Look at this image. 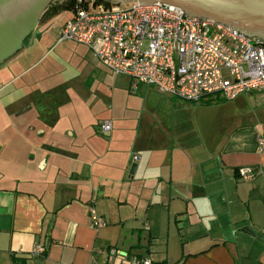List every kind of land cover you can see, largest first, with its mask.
Listing matches in <instances>:
<instances>
[{
  "label": "crops",
  "instance_id": "1",
  "mask_svg": "<svg viewBox=\"0 0 264 264\" xmlns=\"http://www.w3.org/2000/svg\"><path fill=\"white\" fill-rule=\"evenodd\" d=\"M11 61L0 65V90L10 86L0 98V264H130L132 256L155 264H264L260 92L231 100L238 112L227 135L204 137L192 104L224 101L219 95L197 104L142 84L132 91V80L119 75L129 93L139 92L144 105L154 96L171 118L95 113L87 130L92 82L87 96H76L79 113L56 112L50 104L64 107L66 96L49 97L41 77L17 83L28 67ZM102 119L111 121L110 132L100 131ZM245 166L254 169L249 180L238 174ZM90 208L105 225H91ZM38 245L43 252L32 253Z\"/></svg>",
  "mask_w": 264,
  "mask_h": 264
},
{
  "label": "built area",
  "instance_id": "2",
  "mask_svg": "<svg viewBox=\"0 0 264 264\" xmlns=\"http://www.w3.org/2000/svg\"><path fill=\"white\" fill-rule=\"evenodd\" d=\"M63 1L66 0L56 3ZM69 11L57 41L85 46L110 73L129 77L132 91L142 84L194 103L209 95H219L224 101L255 91L264 96L261 38L158 1L118 4L76 0ZM99 129L102 133L110 132L111 121L100 120ZM256 142L258 151H264V134L258 135ZM238 174L249 180L254 169L241 167ZM89 214L93 227L106 224L94 208L89 209ZM43 250L38 245L32 253L40 254ZM130 264L155 263L149 258L132 256Z\"/></svg>",
  "mask_w": 264,
  "mask_h": 264
},
{
  "label": "rangeland",
  "instance_id": "3",
  "mask_svg": "<svg viewBox=\"0 0 264 264\" xmlns=\"http://www.w3.org/2000/svg\"><path fill=\"white\" fill-rule=\"evenodd\" d=\"M55 3L56 0H52L49 4ZM69 14L70 11L62 10L43 24L39 23L37 30L24 41L23 55L19 59L10 60L11 63L19 62L22 67H28L17 83L25 80L36 81L41 77L42 84L38 83V87L46 88L49 97L56 101L64 96L67 98L65 108L62 106L64 103L60 104L59 102L58 105L54 104V107L53 104H50L52 105L50 107L54 108L56 112L73 114L81 111V107L76 106V96H87V89L92 82L91 117L85 114L82 117L84 122L81 121L87 130L92 129L91 119L95 113L107 117L112 112L121 114L124 111L127 116L146 112L145 116H147L149 112L156 111L160 113L161 121L170 119V108L167 105L156 102L157 98L154 96L149 97L144 105L139 92L137 94L129 93V80L126 77L114 76L83 45L71 41H57L60 26L69 17ZM6 61L5 63H9V60ZM9 89L10 86L7 85L6 89L0 90V98L5 97ZM255 94L257 99L263 103L264 97L261 96V93ZM12 100H16V97ZM68 101L73 102L66 106ZM3 104L5 105V103ZM192 106L191 109L195 110L194 117L202 136L211 134L216 136L222 133L227 135L234 127V124L232 125L233 116L238 112V106L234 101L203 102L198 105L192 104ZM2 107L5 108V106ZM185 112L188 114V111Z\"/></svg>",
  "mask_w": 264,
  "mask_h": 264
},
{
  "label": "water",
  "instance_id": "4",
  "mask_svg": "<svg viewBox=\"0 0 264 264\" xmlns=\"http://www.w3.org/2000/svg\"><path fill=\"white\" fill-rule=\"evenodd\" d=\"M52 0H0V63L22 47L43 10ZM118 4L161 2L179 7L186 14L231 25L264 40V0H105ZM136 164L130 168L134 172Z\"/></svg>",
  "mask_w": 264,
  "mask_h": 264
},
{
  "label": "trees",
  "instance_id": "5",
  "mask_svg": "<svg viewBox=\"0 0 264 264\" xmlns=\"http://www.w3.org/2000/svg\"><path fill=\"white\" fill-rule=\"evenodd\" d=\"M75 2L76 0H66L60 3L50 4L46 10L45 18L49 19L50 17L61 12L62 10L69 11L70 9L73 8ZM160 264H164V263H160Z\"/></svg>",
  "mask_w": 264,
  "mask_h": 264
},
{
  "label": "flooded vegetation",
  "instance_id": "6",
  "mask_svg": "<svg viewBox=\"0 0 264 264\" xmlns=\"http://www.w3.org/2000/svg\"><path fill=\"white\" fill-rule=\"evenodd\" d=\"M50 5V4H49ZM48 5V6H49ZM48 6L43 10V12H42V14L40 15V17L38 18V20H37V22H36V26L34 27V29L32 30V32L24 39V41L27 39V38H29V36L34 32V31H36L37 30V28H38V26H39V23L40 24H43L44 22H46L48 19L47 18H45V15H46V10H47V8H48ZM23 41V45H24V42ZM22 45V47H20L19 49H17L15 52H13V54H11L7 59H5L2 63H0V64H5V61L6 60H12V59H14V57H16L18 54H20L21 53V51H22V48L24 47ZM7 62V61H6Z\"/></svg>",
  "mask_w": 264,
  "mask_h": 264
}]
</instances>
